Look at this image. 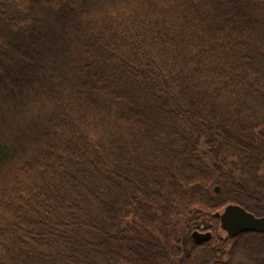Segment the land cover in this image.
Returning a JSON list of instances; mask_svg holds the SVG:
<instances>
[{
  "label": "trees",
  "instance_id": "trees-1",
  "mask_svg": "<svg viewBox=\"0 0 264 264\" xmlns=\"http://www.w3.org/2000/svg\"><path fill=\"white\" fill-rule=\"evenodd\" d=\"M231 203L264 217V0H0V264H264Z\"/></svg>",
  "mask_w": 264,
  "mask_h": 264
},
{
  "label": "water",
  "instance_id": "water-1",
  "mask_svg": "<svg viewBox=\"0 0 264 264\" xmlns=\"http://www.w3.org/2000/svg\"><path fill=\"white\" fill-rule=\"evenodd\" d=\"M219 191L220 188L216 187V192ZM215 216L220 219L222 229L231 237L246 232L264 233V217L256 216L239 204H228L222 211L216 212ZM211 237L210 231L194 230L192 232V238L196 244H203Z\"/></svg>",
  "mask_w": 264,
  "mask_h": 264
},
{
  "label": "rangeland",
  "instance_id": "rangeland-1",
  "mask_svg": "<svg viewBox=\"0 0 264 264\" xmlns=\"http://www.w3.org/2000/svg\"><path fill=\"white\" fill-rule=\"evenodd\" d=\"M222 211V210H221ZM227 232H225V234H226Z\"/></svg>",
  "mask_w": 264,
  "mask_h": 264
}]
</instances>
